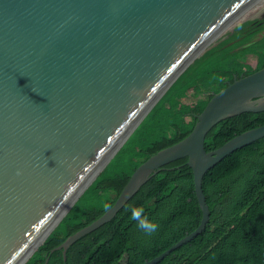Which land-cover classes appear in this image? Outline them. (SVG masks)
<instances>
[{
  "label": "water",
  "instance_id": "95a60500",
  "mask_svg": "<svg viewBox=\"0 0 264 264\" xmlns=\"http://www.w3.org/2000/svg\"><path fill=\"white\" fill-rule=\"evenodd\" d=\"M264 15V0H0V264H24L179 75L226 30ZM264 110V66L214 92L191 131L131 173L98 218L111 219L164 164L187 157L199 224L209 220L205 172L264 136V123L206 150L227 116ZM47 258L45 260V263Z\"/></svg>",
  "mask_w": 264,
  "mask_h": 264
},
{
  "label": "trees",
  "instance_id": "16d2710c",
  "mask_svg": "<svg viewBox=\"0 0 264 264\" xmlns=\"http://www.w3.org/2000/svg\"><path fill=\"white\" fill-rule=\"evenodd\" d=\"M256 56L255 66L242 58ZM264 66V15L226 30L179 75L121 148L79 196L24 264H137L161 253L199 224L201 209L187 157L159 168L97 228L74 240L63 258L55 248L108 209L133 170L150 155L184 138L214 92ZM190 95L192 103L183 99ZM264 123V110L244 111L217 122L204 147L214 149ZM209 205L204 230L155 264H264V136L224 156L202 179ZM158 225L148 235L131 209ZM47 261L45 263V260Z\"/></svg>",
  "mask_w": 264,
  "mask_h": 264
},
{
  "label": "clouds",
  "instance_id": "9594fccd",
  "mask_svg": "<svg viewBox=\"0 0 264 264\" xmlns=\"http://www.w3.org/2000/svg\"><path fill=\"white\" fill-rule=\"evenodd\" d=\"M131 219L136 221L137 227L148 235H152L158 230V225L144 214L143 207H133Z\"/></svg>",
  "mask_w": 264,
  "mask_h": 264
},
{
  "label": "rangeland",
  "instance_id": "374dc122",
  "mask_svg": "<svg viewBox=\"0 0 264 264\" xmlns=\"http://www.w3.org/2000/svg\"><path fill=\"white\" fill-rule=\"evenodd\" d=\"M242 60H244L245 62L251 64L252 66H255L256 56L251 54V55H248V56L242 58ZM183 100L186 101L187 103H192L194 101V98L191 97L190 95H188Z\"/></svg>",
  "mask_w": 264,
  "mask_h": 264
}]
</instances>
